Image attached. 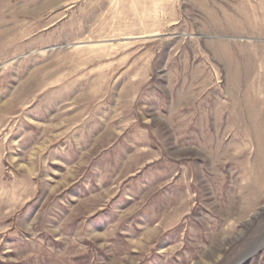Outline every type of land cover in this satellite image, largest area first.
Segmentation results:
<instances>
[{"label": "rangeland", "instance_id": "1", "mask_svg": "<svg viewBox=\"0 0 264 264\" xmlns=\"http://www.w3.org/2000/svg\"><path fill=\"white\" fill-rule=\"evenodd\" d=\"M0 264H264V0H0Z\"/></svg>", "mask_w": 264, "mask_h": 264}]
</instances>
